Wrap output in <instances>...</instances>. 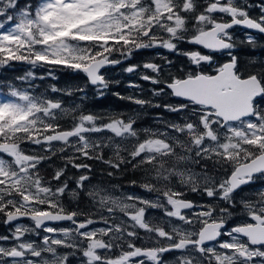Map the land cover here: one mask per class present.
<instances>
[{
  "label": "snow or ice",
  "instance_id": "1",
  "mask_svg": "<svg viewBox=\"0 0 264 264\" xmlns=\"http://www.w3.org/2000/svg\"><path fill=\"white\" fill-rule=\"evenodd\" d=\"M17 5L18 0H0V66L17 61L82 73L100 96L112 83L106 70L122 63L114 53L128 59L134 50L163 48L186 56L196 69L169 72L164 78L173 63L167 57L163 63L147 61L124 69L150 70L151 75L140 79L155 86L152 95L178 100L160 105L116 93L141 107L181 115L182 122H165L163 131L139 130L134 117L65 107L59 99L17 87L11 88L10 98H0V216L12 226L9 234L0 235V264H68L69 255L76 253L83 264H165L164 254L170 252L179 253L177 264H264V188L237 200L246 186L264 178V72L241 73L232 32L240 26L264 34V0L256 16L243 0H35ZM181 42L198 48L181 52ZM245 42L254 45L256 37L246 33ZM214 53L228 59L214 72L199 70L214 64ZM29 78H34L32 72L19 79ZM85 87L75 91L85 92ZM129 87L140 85L130 82ZM52 91L72 94L70 89ZM70 115L72 122L65 127L60 121ZM99 133H111L110 143L120 138L113 158L103 155L108 144L93 138ZM125 141L130 148L121 147ZM28 145L43 146V154ZM69 149L73 154L64 157L66 163L51 179L40 175L46 160ZM93 159L114 170L109 176L126 165L143 171L146 178L138 186L158 196H115L103 188L89 189L91 166L81 161ZM192 162H210L222 178L209 174L207 163L199 173L192 172L187 166ZM68 166L84 170L76 190L62 179ZM177 177L181 186L226 206L184 198L182 187L169 183ZM130 183L137 185L136 180ZM77 190L107 215L97 219L66 210L61 198L66 191L75 197ZM237 204L243 222L229 226L227 217ZM149 209H159L165 219L147 217ZM116 213L126 219L117 222ZM23 218L34 226L14 223ZM63 221L72 227L52 226ZM98 222L104 227H94ZM41 230L45 235L40 243L25 238L39 236ZM138 230L151 243L138 246L135 241L143 239ZM58 247L72 252L60 255Z\"/></svg>",
  "mask_w": 264,
  "mask_h": 264
},
{
  "label": "trees",
  "instance_id": "2",
  "mask_svg": "<svg viewBox=\"0 0 264 264\" xmlns=\"http://www.w3.org/2000/svg\"><path fill=\"white\" fill-rule=\"evenodd\" d=\"M21 0H18L20 2ZM28 0H24L23 2L28 3ZM200 3L203 4V0H200ZM237 44V41H236ZM246 45L245 43H241L240 47L241 51L234 52L239 59L238 67L241 73L247 74L251 72H264V55L259 53L260 50H256V53L249 50L247 54L243 53V47ZM180 48L190 46L193 50L195 47L186 42H181L178 45ZM147 49H144L146 51ZM157 50V49H156ZM260 54V55H259ZM260 57V58H259ZM169 58H173V63L171 66L166 67V72L164 74V78L167 77V73H171L172 75H180L181 70L184 72H190L195 68L194 65L188 60L187 57L183 55L170 54ZM131 62V59H128V64ZM174 63L177 65L175 66ZM220 63V62H219ZM199 70L209 71V68H206L204 65H201ZM49 71L53 72V76H49ZM28 72H32L34 74V78H29L28 80L19 79L20 77H24ZM150 74V73H147ZM151 75V74H150ZM114 77V75L112 76ZM115 80V78H114ZM141 89L139 90L138 96L142 99H150L153 104H162V100L165 98L170 99V95L163 96H153L151 89L155 86H151L148 84H141ZM86 86V87H85ZM12 87H17L25 90H30L34 94L40 95L43 94L49 98L59 99L63 102L65 107L73 108L76 105H80L81 109L85 112H93L98 114H103L105 116L112 115L119 117L121 119H126L132 115L131 108L133 107L132 102L127 99L119 98L116 93H119L120 96L128 97L133 96L130 91H125V87L118 86V82H112L108 89L104 90L103 96H100L97 92L96 87H92L87 84V81L82 73H76L68 69L49 66H36L32 67L30 64L26 62H17L13 61L7 67L0 66V90L3 94H8ZM57 89H70L72 90L71 95H66L64 92H53L52 88ZM77 87H85V92H77L75 89ZM135 96V95H134ZM135 96V97H136ZM155 112L158 113L159 109L156 107ZM65 127L69 126L72 122V117L66 116L60 121ZM95 136V135H94ZM59 144L54 145L57 149L59 148ZM29 150H35L43 154V146L36 145H28ZM72 151L69 149L65 153H60L57 151V155L53 156L50 160H46L40 166V175L46 177L47 179H51L55 170L60 167H63L66 161L64 157L67 155H72ZM115 151L113 150H103V155L106 159L113 158ZM81 162L88 163L91 166V170L87 173L90 176V184H94L97 186H110L117 185L118 187H126L132 185L130 181L136 180L137 186L140 182L144 181L146 178V173L139 169H133L131 165L124 166L121 170H116L115 174L112 176L108 175L109 171H114L110 169L109 166L103 163L100 160H82ZM82 169H76L71 166H68L64 177L62 179H66L69 185V189L76 190V179L83 172ZM219 174H222L220 170ZM55 183L54 182V186ZM139 187V186H138ZM78 195L73 197L72 194H69L67 191L64 196L61 198L63 205L66 210H79L81 212H85L88 215H92L95 209L89 204V201L85 199V192L83 190H77ZM184 198H189V196L185 195ZM242 198H247L246 195ZM239 195L237 196V200L242 199ZM193 200V199H192ZM203 200V199H202ZM214 206L219 208L220 206H224V202L219 201L217 199L214 200ZM238 208V204L234 207L232 211ZM92 212V213H91ZM235 216L230 217L229 219L234 218ZM3 219V217L1 216Z\"/></svg>",
  "mask_w": 264,
  "mask_h": 264
},
{
  "label": "flooded vegetation",
  "instance_id": "3",
  "mask_svg": "<svg viewBox=\"0 0 264 264\" xmlns=\"http://www.w3.org/2000/svg\"><path fill=\"white\" fill-rule=\"evenodd\" d=\"M259 3H260V0H249V2H247V4L252 5V7L249 9L250 15H253V16L259 15ZM232 32H233V39H234L235 43L237 41L236 47L233 50L234 52L241 51L242 48L240 47V45H241V43H245L246 45H244V47H243V53L244 54H247L249 50H251L255 53H256V50H260L259 53H262V55H264V34H259V33H256L255 31L242 30L238 26L235 27L232 30ZM246 33H251L252 35H254L256 37V43L254 45H251V44H248L245 42L246 41ZM194 47L198 48V46H194ZM187 48L191 49L190 46H188V47L185 46V47H183V49H185L184 51H190ZM200 50H202L205 54H211V53H209L208 50H205V49H200ZM167 52H169V51H167ZM169 54L182 55V54H178V53H174V52H169ZM213 55L215 56V62L213 65L203 64L206 68L210 69L207 72H214L215 67L217 65L225 62L228 59V57L223 53H214ZM169 56L170 55H168L167 58L169 60H171V58H169ZM163 57H166V49H163V48H150V49H147L146 51H144V49L134 50L131 57L128 58V59H131V62L129 64H128V59H124L122 57L124 60H122L121 64L113 66V67H109L106 70V72H109L110 70H112V72L113 71L115 72V74H114L115 80L113 77H111L108 80H110L111 82H116V83L118 82V86L120 85L121 87H125V89H126L125 91L129 90L130 93L133 94V96L134 95L136 96L137 94H139L138 89H141L142 83L154 86L151 83H149L147 81H143L142 79H140L142 74H145V73L152 74V73L150 72V70L143 69L142 67L139 68L134 73H127L124 71V69L126 67H128L129 65H135V64L142 65L144 62H147V61L156 62V63H163ZM172 61H173V58H172ZM262 62L264 63V60H262ZM174 65L177 66L175 63H174ZM195 68H196V66H195ZM165 72H166V69H165ZM130 82L138 84V85H140V87L139 88L129 87ZM136 97H138V96H136ZM177 102H178V100L171 96L170 99H168V98L167 99L165 98V100L163 99L162 104L160 103V105H163L165 103L175 104ZM132 105H133V107L131 108L132 115L129 117H134L136 119L135 127L139 130H143L146 128L148 129V127H151V126H156L158 122H164L165 123L166 122V116H169V114H171L170 112L166 111L163 107H158L159 112L156 113L155 112L156 107L147 106V105L144 107H141L140 105H137L135 103H132ZM177 115H179V114H177ZM175 122H181V119L179 121L176 120ZM101 134L103 135V133H101ZM141 135L143 136V132H141ZM104 143L108 144V147H105L103 150H108V149L113 150L114 149V143H116V142L113 141L112 143H110L109 141H105ZM121 146L130 148L131 142L125 141L121 144ZM113 151H115V150H113ZM121 154L123 155L124 153L122 152ZM99 187H103V186H99ZM247 188H248V186H246L244 188V190L242 192H240L239 196L241 198L245 196L244 193H245V190ZM118 190H119V193L120 194L122 193L123 195H127L133 191H138V192H140L141 197H144L147 199H151V198L153 199V198L158 196V194L155 195L154 192H152V193L146 192L145 189H143L142 187H138L137 185H130V186H126V187H120L119 186ZM192 196H196V195H192ZM85 199H87V201H89V204L93 208H95L94 206H96V205H94L92 202H90V200L86 197V195H85ZM199 200H202V199H199ZM236 212H238V211H232V213H236ZM25 219H28V218H23L20 221H17V223H19V222L22 223V222H24ZM29 220L30 219H28V221ZM30 224H33V222L31 221ZM65 224H69V223H63V224L52 225V226H54V227L61 226V225L63 226ZM9 231L10 230H9L8 224H5L4 219H2L0 216V235L9 234ZM148 244L149 243H147L146 245H148Z\"/></svg>",
  "mask_w": 264,
  "mask_h": 264
},
{
  "label": "rangeland",
  "instance_id": "4",
  "mask_svg": "<svg viewBox=\"0 0 264 264\" xmlns=\"http://www.w3.org/2000/svg\"><path fill=\"white\" fill-rule=\"evenodd\" d=\"M23 1L24 0H21L20 2H18V5H17L18 8L19 7H23L25 4H27L26 2L24 3ZM27 2L31 3V4H35V0H28ZM243 2L247 3V2H249V0H243ZM179 49L181 50V52H183L185 50V49L180 48V47H179ZM167 51L168 50H166V57L168 55H170L169 52H167ZM114 56L116 58H118V59L124 60L122 58V56H120L118 53H114ZM30 66H32V65H30ZM105 74H106V79H110L115 74V72L114 71L112 72V70H110L109 72H106ZM113 78H115V77H113ZM0 98H10V91H9L8 94H3L1 92V90H0ZM180 119H181V115H177L176 113H171V114H169V116H166V122H168V123L175 122L176 120L179 121ZM181 122H182V119H181ZM148 129H151L153 131H163V130H165V123L164 122H158L156 126L148 127ZM94 135H95V136H93L94 139H100L104 143L105 141H108L107 137L111 136L112 134L111 133H103V135H102L101 133H99V134H94ZM114 141L116 143H120V138H114ZM206 163H207V166H208L209 174L217 177L218 179L222 178V174H219V172H218L219 169H214L210 162H199V163L192 162V163L188 164L187 166L192 170V172L199 173L201 171V168L204 167V165ZM169 183L174 188L182 187V190L184 192V196L187 195V196L190 197V199L189 198H186V199H188L190 201H193L194 203H198V204H202V205H208V204H213L214 205L215 204L214 203V200H215L214 198L207 197L204 193H202L200 191L193 192L187 186H181L179 184V178L178 177L174 178ZM93 187L103 188V189L107 190V192L109 194H112V195H115V196H124L122 193L121 194L119 193V190H118L119 187L117 185L99 187L97 185L88 183V188L89 189H91ZM262 188H264V178L257 179V181L254 184L249 185L248 188L245 190L244 194L246 195V197H254L256 195L257 190L258 189H262ZM70 190H75V189H70ZM67 192L69 194H72V191H67ZM133 193L135 195H137V196H140V192H138V191H133V192H130L129 194H133ZM154 193H155V195L158 194L156 192H154ZM192 195H196V196H192ZM86 197L90 200V202H92L94 205H96V206H94L95 207L94 208L95 211L93 213L91 212L92 215H94L93 216L94 218L98 219V217L101 214L107 215L106 212H103V210L100 209V207H99V205L97 203H95L93 200H91V198H89L87 195H86ZM155 198H153V199H155ZM199 199H203V200H199ZM224 206H226V205H224ZM220 207H222V206H220ZM235 211H238V212L232 213L231 216L227 217V221H228V225L229 226H233L235 223L243 222L244 213L241 210L239 204H238V208L235 209ZM232 216H235V217L232 218V219H229ZM147 217L152 218L153 220H161V221H163L165 219L162 216V213H161V211L159 209H149L147 211ZM116 218H117V222H119V220H121V219H126V217H124V215L122 213H116ZM29 221H28V219H25L24 222H22V224H24L26 226H29V227H33L34 225L30 224L31 221L30 222ZM15 223H17V222H15ZM19 223H21V222H19ZM61 226H56V227H58V228L59 227L60 228H63V227L71 228L72 227L71 223L65 224L62 227ZM8 227H9V230H10V228L12 226L8 225ZM94 227H97V228L104 227V224L102 222H98L96 225H94ZM138 231L140 233V236L143 237L142 240L135 241L138 246L146 245L147 243H151V241H149L147 236H145L143 230H138ZM43 235H45V233L41 230L39 236H37L35 234H26L25 238L26 239H33L37 243H40ZM222 238L223 239H227V237H222ZM57 252H58V254L63 255V254H66V253H71L72 249L58 247ZM178 255H179V253H177V252L165 253L164 254V262H165V264H177ZM68 264H83V257L79 253H76L75 255H69Z\"/></svg>",
  "mask_w": 264,
  "mask_h": 264
},
{
  "label": "water",
  "instance_id": "5",
  "mask_svg": "<svg viewBox=\"0 0 264 264\" xmlns=\"http://www.w3.org/2000/svg\"><path fill=\"white\" fill-rule=\"evenodd\" d=\"M239 28H241L242 30H246V31H253V30H248V29H245V28H243V27H240V26H238ZM91 86V85H90ZM92 87H95V86H92ZM65 222H68V221H63V222H55V223H53V225H55V224H62V223H65ZM15 223V222H14Z\"/></svg>",
  "mask_w": 264,
  "mask_h": 264
}]
</instances>
